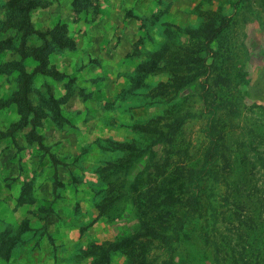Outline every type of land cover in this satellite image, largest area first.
<instances>
[{"label":"rangeland","instance_id":"1","mask_svg":"<svg viewBox=\"0 0 264 264\" xmlns=\"http://www.w3.org/2000/svg\"><path fill=\"white\" fill-rule=\"evenodd\" d=\"M73 2L38 0L31 12L36 31L65 25L75 48L49 55L61 80L34 76L39 115L24 107L23 124L10 102L19 73L5 65L21 61L24 32L5 25L10 0H0V264H264V0H91L79 13ZM219 8L229 27L199 62L200 51L187 54ZM165 45L142 82L137 70ZM226 110L229 153L214 159L210 134L223 131L211 125ZM177 166L203 173L184 226L165 201Z\"/></svg>","mask_w":264,"mask_h":264},{"label":"trees","instance_id":"2","mask_svg":"<svg viewBox=\"0 0 264 264\" xmlns=\"http://www.w3.org/2000/svg\"><path fill=\"white\" fill-rule=\"evenodd\" d=\"M91 0H74L73 2V8L76 13L83 12L87 10L90 5ZM38 6V0H10V3L8 4V18L5 22L6 26H13V28L17 29L20 32L23 33V40L21 44L19 45V48L17 49V52L21 56V61H17L15 63L7 64L9 70H14L19 73V81H20V87L19 89L14 93L13 98L10 100L11 104H15L19 108V113L22 116V122L23 124L28 121L31 114H27L24 107L29 108L31 112H34V119L36 116L39 115V108L34 109L36 107L32 106V101L30 99L31 95V85L32 81L35 75L41 74L44 76H50L54 78L55 80H61L62 75L55 72L52 68V65L49 63V55L54 52L55 50H65V49H73L75 48L73 40L67 36V30L65 25H57L52 31H48L46 33H39L35 30L32 21H31V12ZM223 8H219L218 12L216 14H212L210 17V23L207 25V27L203 28V30L200 33L201 38L203 41L200 43H197L195 46V49L192 50L191 54H187L190 57L194 56L197 52L200 51V53L204 54V59L202 57L197 61L206 63L207 55L206 53H211L212 50L208 49L210 44H212L216 39H218L229 27L227 17L223 15ZM195 32V31H193ZM32 35H37L41 41L42 44L37 47H30L28 48L27 45V37H30ZM166 45L163 47V50L160 51L157 54L162 55L161 59H155L153 61L152 66H149V63L142 64V66L139 67L137 70V76L140 77L141 81L143 82L146 77L153 72H156L158 70V66L160 63H165V55H164V49ZM3 47L0 44V53L3 51ZM215 52L212 53V58L209 59L211 62V65H213ZM203 56V55H202ZM31 58L33 61L37 63L36 67L34 68V71L32 73H28L26 70V64L24 63L26 59ZM177 57L171 61V62H183L182 60H178ZM195 60L190 58L189 62H194ZM210 65V66H211ZM133 87L135 81L132 80ZM137 86V85H135ZM163 87H165V84H162L158 86L155 90L157 92H161L163 90ZM211 94H214V91H210ZM70 94H67L63 99L57 100L54 98V96H50V103L53 106L59 107L61 103H65ZM224 106L231 105L230 101H224L222 104ZM224 115H219L217 119H214L211 128L213 130H216V127H219L221 129V133L216 134H210L211 137V144L212 148L210 150V156L214 159L224 158L226 159L228 156L229 151L228 150V136H225L223 133H226V131H230V124L233 122V118H229L231 111H224ZM33 120V119H32ZM180 123L170 125L171 131L166 134L165 139L166 143H163L164 145V152L171 153L173 152V149L170 147H173L174 144H176L177 141V135L178 132L181 129L182 124L184 123L183 118H179ZM180 124L179 131L178 125ZM36 125V124H35ZM213 152V155L211 153ZM157 150L152 151V156L150 157L151 160H154L157 155ZM153 162V161H152ZM171 163L168 164L167 167L170 166ZM227 165V164H226ZM154 167L158 170L161 168H165L166 165L160 166L157 162H155ZM175 174L178 176V179L172 180L174 184L177 186L175 188L174 185H166L164 186V189L166 190L167 197L165 198V201L172 203V205H178L183 210V216L182 219L179 220V223L181 222V225L184 226L185 223L191 216L196 214L198 211V205H199V196L196 194V192H193L194 184L197 183L196 179H203V173L200 172V169H185L180 168L179 166L176 167ZM208 172L215 174L217 177L220 176L218 173H215L213 170L208 169ZM200 173H202L200 175ZM193 185V187H192ZM177 192V199L172 200L171 196ZM187 194H190L189 198L186 200L182 199V195L187 196ZM196 194V195H195ZM150 205L154 204L153 199H150L148 201ZM190 208L185 210L186 208ZM144 233L143 235L148 236V232H152L150 228L143 229ZM153 234V233H152ZM153 236V235H152ZM154 237V236H153ZM175 239H180L179 232H176L174 235ZM173 240V238L171 239ZM173 264V263H172Z\"/></svg>","mask_w":264,"mask_h":264}]
</instances>
